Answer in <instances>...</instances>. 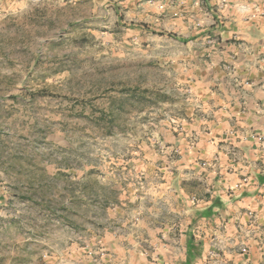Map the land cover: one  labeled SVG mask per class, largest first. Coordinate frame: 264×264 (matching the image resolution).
<instances>
[{
    "label": "crops",
    "instance_id": "1",
    "mask_svg": "<svg viewBox=\"0 0 264 264\" xmlns=\"http://www.w3.org/2000/svg\"><path fill=\"white\" fill-rule=\"evenodd\" d=\"M96 2L166 75L152 86L173 123L136 163L145 177L95 180L87 247L39 264H264V0Z\"/></svg>",
    "mask_w": 264,
    "mask_h": 264
},
{
    "label": "rangeland",
    "instance_id": "2",
    "mask_svg": "<svg viewBox=\"0 0 264 264\" xmlns=\"http://www.w3.org/2000/svg\"><path fill=\"white\" fill-rule=\"evenodd\" d=\"M96 1L0 0V264L87 247L95 180L145 177L136 163L173 123L152 86L166 75Z\"/></svg>",
    "mask_w": 264,
    "mask_h": 264
},
{
    "label": "built area",
    "instance_id": "3",
    "mask_svg": "<svg viewBox=\"0 0 264 264\" xmlns=\"http://www.w3.org/2000/svg\"><path fill=\"white\" fill-rule=\"evenodd\" d=\"M250 215H253L252 213H250ZM100 255H101V257H105V258H108V253H106L105 252V250H103V249H100ZM241 252L243 253V254H247L248 252H249V249H248V247L247 246H242L241 247Z\"/></svg>",
    "mask_w": 264,
    "mask_h": 264
}]
</instances>
